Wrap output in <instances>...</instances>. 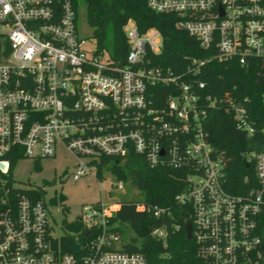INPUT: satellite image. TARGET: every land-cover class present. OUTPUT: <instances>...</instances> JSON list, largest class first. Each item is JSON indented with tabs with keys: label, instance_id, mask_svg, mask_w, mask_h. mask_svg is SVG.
<instances>
[{
	"label": "built area",
	"instance_id": "built-area-1",
	"mask_svg": "<svg viewBox=\"0 0 264 264\" xmlns=\"http://www.w3.org/2000/svg\"><path fill=\"white\" fill-rule=\"evenodd\" d=\"M158 13L172 12L176 26L196 38L217 61L264 60V0H147ZM73 0H0V172L5 156H53L66 145L78 163L72 178L95 172L101 155L134 150L151 166L185 172L176 193L186 207L195 246L194 264H264V148L244 153L254 180L228 190L226 162L208 139L210 111L224 107L235 127L255 131L245 100L213 96L200 78L209 58L187 59L173 69L156 63L163 39L154 27L141 32L128 20L123 63L87 47L79 33ZM126 184L117 180L115 189ZM0 190V264H149L141 252L122 247L111 219L119 199L83 205L75 220L86 231L82 256L63 252L50 221L52 198ZM131 199V198H130ZM162 216L164 207L136 203ZM186 220V221H187ZM185 221V222H186ZM179 228L172 223L171 229ZM170 229L153 227L151 237L167 247ZM160 253L155 264H169Z\"/></svg>",
	"mask_w": 264,
	"mask_h": 264
},
{
	"label": "trees",
	"instance_id": "trees-1",
	"mask_svg": "<svg viewBox=\"0 0 264 264\" xmlns=\"http://www.w3.org/2000/svg\"><path fill=\"white\" fill-rule=\"evenodd\" d=\"M77 11L83 5L86 9L87 24L92 28V35L98 50L109 49V57L117 63H123L128 50L123 27L132 19L141 32L150 27L158 29L163 39L162 50L155 57L156 63L173 69L183 67L191 58H209L202 67L200 78L206 83V90L213 96L229 95L232 99L245 100L251 122L255 131L252 137L237 129L232 116L224 107L210 111L206 120L208 139L212 145L223 153L226 162V184L231 192H238L244 185L243 178L254 180L252 165L245 166L244 153L254 143L257 148H264V60H249L246 64L238 62L217 61L212 52L203 49L196 38L184 29L176 26L177 16L172 12L158 13L147 5V0H73ZM25 157L21 153L5 156L9 160V171L0 172V190H9L12 194L29 190L37 199L42 197L41 188H20L13 185L10 168L14 162ZM37 164L34 165V169ZM103 170L116 180L136 188L139 197L120 199L121 205L116 216L111 220L119 222L115 229L123 240L122 247L128 251L141 252L149 264L158 263L160 253L168 251L169 264H194L196 261L195 246L186 238L185 221L189 219L186 207L180 206L176 199L186 182L185 172L181 168L166 166H149L145 158L129 150L124 155H101L96 170L100 180ZM62 199V197H60ZM55 203V199H52ZM164 207L170 216H155L153 212L137 210L136 203ZM179 228L172 230V223ZM166 224L170 229L167 247L162 241L151 237L153 227ZM65 235L60 245L63 252H72L81 257L79 240L86 231H80L77 220L63 221Z\"/></svg>",
	"mask_w": 264,
	"mask_h": 264
},
{
	"label": "rangeland",
	"instance_id": "rangeland-1",
	"mask_svg": "<svg viewBox=\"0 0 264 264\" xmlns=\"http://www.w3.org/2000/svg\"><path fill=\"white\" fill-rule=\"evenodd\" d=\"M77 24L79 33L86 39L87 47L99 51L92 35V28L87 24L86 9L79 6ZM0 31L5 29L0 28ZM103 56L109 55V49L100 50ZM56 153L53 156L22 157L17 159L10 168L13 185L20 188L39 187L44 191L43 197L55 199L50 207V221L57 235L65 231L63 221H73L82 211L83 205L97 203L102 198L106 202L117 199L139 197L136 188L126 184L125 188L115 189L117 180L109 172L103 170L102 176L97 179L95 172H88L77 180L72 173L77 167L76 157L69 152L66 145L56 144ZM37 168L34 169V165ZM62 197V199L60 198Z\"/></svg>",
	"mask_w": 264,
	"mask_h": 264
},
{
	"label": "water",
	"instance_id": "water-1",
	"mask_svg": "<svg viewBox=\"0 0 264 264\" xmlns=\"http://www.w3.org/2000/svg\"><path fill=\"white\" fill-rule=\"evenodd\" d=\"M245 166H248V163L245 162ZM0 167H3V164H0ZM185 228H186V238L190 239L191 238V224L190 221L185 222Z\"/></svg>",
	"mask_w": 264,
	"mask_h": 264
}]
</instances>
